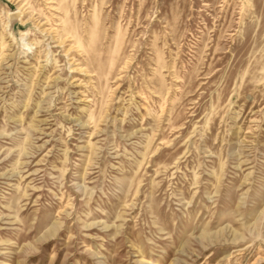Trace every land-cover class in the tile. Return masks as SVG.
<instances>
[{"label": "rangeland", "instance_id": "374dc122", "mask_svg": "<svg viewBox=\"0 0 264 264\" xmlns=\"http://www.w3.org/2000/svg\"><path fill=\"white\" fill-rule=\"evenodd\" d=\"M0 264H264V0H0Z\"/></svg>", "mask_w": 264, "mask_h": 264}]
</instances>
